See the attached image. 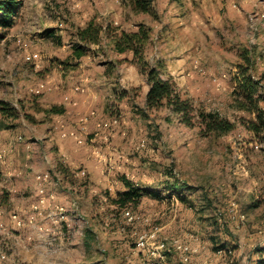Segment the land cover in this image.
<instances>
[{
  "label": "rangeland",
  "instance_id": "1",
  "mask_svg": "<svg viewBox=\"0 0 264 264\" xmlns=\"http://www.w3.org/2000/svg\"><path fill=\"white\" fill-rule=\"evenodd\" d=\"M21 1L14 24L0 29V101L16 110L13 115L0 111V143L6 129L12 133L8 134L12 142L21 135L22 140L33 142L34 151L47 155L51 147L46 145V128L55 116L50 108H63L61 96L66 87L61 95L55 89L35 92L33 88L41 80L53 86L66 75L79 78L87 74L90 87L98 94L101 119L117 115L119 121L103 128L115 132L111 143L109 133L111 152L104 156L115 166L106 176L109 181L101 179L100 190H91L94 184L88 187L89 193L85 190L84 197L92 199V204L87 200L83 207L63 203L70 209L72 226L62 222L61 231L51 234L48 241L31 231V213L21 191L0 177V194L2 188L9 194L6 201L0 200V264H146L147 249L136 247L135 239L138 232L155 224L160 226L157 240L170 244L177 237L200 244L201 250L187 262L182 261L178 248L170 246L166 256L175 264H247L253 248L264 242V131L255 133L248 128L246 120L256 113L238 107L233 74L237 63H246L248 56L252 75L260 83L258 104L264 109V0H153L154 13L135 11L125 0ZM111 10L121 12L127 22L144 20L152 26L147 48L151 60L172 48L174 34L183 45L179 54L189 50L184 46H191V74L197 77L193 87L185 77L176 83L178 88L193 104L230 119L233 127L203 135L198 125L183 123L167 107L145 111L143 83L125 79L115 69L108 71L111 49L105 33L101 43H91L82 58L72 57L76 40L72 33L77 25L91 17L118 25L114 21L118 18L106 15ZM30 50L41 54L37 67L25 59ZM104 71L108 74L103 76ZM200 76L205 78L202 87ZM141 139H145L143 146H139ZM85 170L79 179L67 177L64 187L75 180L88 183L92 172ZM168 170L192 189L195 202L185 212L187 224H179L177 217L167 222L159 215L161 206L166 213L170 210L169 203L144 198L135 207L120 208L109 202L107 192L121 186L122 175L151 184ZM52 176L54 184L61 182L62 177ZM255 199L260 204L251 206ZM125 208L150 219L128 221ZM12 212L21 214L22 224H15ZM222 243L232 251L218 255L217 246Z\"/></svg>",
  "mask_w": 264,
  "mask_h": 264
},
{
  "label": "crops",
  "instance_id": "2",
  "mask_svg": "<svg viewBox=\"0 0 264 264\" xmlns=\"http://www.w3.org/2000/svg\"><path fill=\"white\" fill-rule=\"evenodd\" d=\"M172 6H174V3H171L170 11H172ZM163 7H165V5H163L162 8ZM108 13L109 14L106 15L111 17V19H119H115L114 21L118 22L120 28L128 27L133 24L132 22H127L121 12L111 10ZM186 31L188 32L189 30L185 29V32ZM161 35L164 36V33L161 32ZM172 37L174 38L170 39V41H174L170 45L172 48L166 53H164L162 50L160 56L161 59H163L166 63L167 74L165 76L170 75L177 84L187 77V79L191 81L190 86L193 87V84L195 83L193 80L196 79L194 77H197V74H191V68L194 66L192 60L190 59L191 46H184L189 50L185 53L179 54V50L183 48V45L179 44V40L175 34ZM105 39L108 41L107 45H109L111 49V55H109L107 61L108 63H106L109 64V66H107L108 71L115 69L118 72H122L125 79L128 77L129 79L131 78V81L133 82H142L145 101V95L148 89V83L145 74L140 71L139 67L135 63L126 60H120L123 54L117 52L114 49L113 40L111 37H106ZM166 42L168 43L169 41ZM171 53L176 54L172 56ZM105 71L103 76L108 74L106 73L107 71ZM67 77L68 76L66 75L65 79H60V83H53V88L51 89H55L56 93L61 95L63 86L66 87L65 93H63V96H61L63 99L61 100L63 103V111L55 112V116H52L49 124H47L46 145L51 147L48 150L47 155H41L39 151H34L33 142L25 139L22 140L21 135L17 136L18 140L16 143L12 142V137H9V135L12 133L7 132L6 129L4 130V133H7V135L3 139L2 143H0L1 179L6 180L7 183H10L12 189L18 188L21 191L20 197L25 199L23 201H26V205L30 210L29 212L34 215V218L37 221H43L44 215L43 212H34L30 207V203L38 199L37 186L39 185V181L35 178L36 172L49 169L52 173H55L58 178L62 177L61 182L58 181L59 183L56 182V184H54V181L51 180L45 185L46 190H52L54 192V198L52 199L53 203L69 202L77 207H83L84 200H87L89 204L93 203L92 199L84 197L85 190L87 193H89L88 187L90 185L92 186V184H94V187L90 188L91 190H100L99 181L105 178L108 182L109 180L106 176H108L112 170L108 166L110 162H108L104 156L111 152V146L107 143V139H109L111 134L109 143L115 141V132L111 133L110 130L109 132L105 131V129L98 126V121L101 120L102 117L99 111H97L98 94L90 87L91 79H89L87 74L82 75L79 78ZM129 79L127 80L128 82ZM204 80L205 78L200 76L199 82H201V85L195 84V86L199 87L200 85V87H202ZM76 84L83 85L84 90L76 91L74 89ZM92 110H94V113H92ZM84 114L88 115V119L86 121L87 131L84 134V141L82 143H78L72 136L63 135L64 131L73 127H78L81 123L80 116ZM63 165L68 169L67 175H65L62 171ZM79 168L87 169L88 173L92 172L91 175H88L90 179L88 183L79 182L77 184L75 180L74 184L69 185L68 188H65L64 186L68 182L67 177L70 176L75 179H79L81 175L76 173ZM122 188L124 189L125 187L121 182V186L111 190L110 192L114 193L116 190H120ZM165 192L166 190L163 189L160 191L161 194ZM191 192L192 189L190 187H184L180 191V194L183 197H177L176 199H163L161 196L157 197L153 196L149 192H145L141 197V203L144 201V198L150 200L153 199L156 202L161 201L162 205L169 203L171 207L168 205L167 206L170 208V210L166 213L162 210V207L165 208V206H161L159 209V215L162 216L163 219H166L167 222L168 220H174L175 217H177L176 221H178L179 224H187L189 221L187 220L188 217L185 212H187V209L191 208V206L188 205L195 202L191 198ZM197 213L200 212L198 211ZM64 223H66V225L69 227L72 226L71 219L67 218Z\"/></svg>",
  "mask_w": 264,
  "mask_h": 264
},
{
  "label": "trees",
  "instance_id": "3",
  "mask_svg": "<svg viewBox=\"0 0 264 264\" xmlns=\"http://www.w3.org/2000/svg\"><path fill=\"white\" fill-rule=\"evenodd\" d=\"M125 1L135 11L154 13L153 0ZM21 3V0H0V29H7L14 24ZM102 33L111 37L114 49L123 54L120 60L135 63L140 71L145 74L148 83L144 103L145 111L167 107L183 123L189 126L198 125L200 133L203 135L209 133L220 134L233 127V122L220 115L217 110L197 106L193 104L188 96H184L172 77L170 75L165 76L167 70L163 59L155 58L151 60L147 56V48L151 42L152 26L144 20L120 28L119 25H113L111 21L102 22V20H97L96 17H91L84 25H77L72 33L76 40L72 43L70 55L76 59L85 55L90 49L91 43H101ZM246 59V63H237V70L233 74L235 82L233 94L239 108L249 113H256L255 118H248L246 123L250 130L257 133L264 131V109L259 106L256 96V91L260 87L259 80L252 75L248 56ZM0 103H2L0 104V111L3 114L8 112L13 115L15 113L16 110L13 106L4 105L6 103L4 101H0ZM50 109H54V112L63 111V108ZM62 171L65 175L68 174V169L64 165ZM121 180L124 183V189L116 190L114 193L107 192L109 202L120 208L135 207L141 201V197L145 192L159 197L161 189L176 192L177 197L182 198L180 191L186 187L184 181L174 176L171 170L164 172L162 178L151 184L130 179L125 175L121 176ZM1 191L3 192L0 194V200L5 199L6 201L9 194L3 188ZM259 201V199L252 200L251 206H258ZM224 245L222 243L217 248ZM248 264H264V242L253 248Z\"/></svg>",
  "mask_w": 264,
  "mask_h": 264
},
{
  "label": "built area",
  "instance_id": "4",
  "mask_svg": "<svg viewBox=\"0 0 264 264\" xmlns=\"http://www.w3.org/2000/svg\"><path fill=\"white\" fill-rule=\"evenodd\" d=\"M40 58L41 54L37 50H30L25 54V59L32 62L36 67L39 66ZM52 88V85L48 84L44 80H41L33 88V91L40 92L42 90ZM74 89L76 91H82L84 90V86L81 84H76L74 86ZM92 113H94V110H92ZM87 119V114L81 115L80 125L78 127H73L69 130L64 131L63 135L72 136L78 143H82L84 141V134L87 131ZM118 121L119 117L117 115H113L108 119L99 120L98 126L102 128H109L111 125L118 123ZM144 144L145 139H141L139 142V146H143ZM255 145L258 146L257 143ZM108 166L110 168L115 167L112 163H109ZM76 173L82 175L86 173V170L84 168H79ZM35 178L39 181V185L37 186L38 199L31 202L30 207L36 213L43 212L44 219L43 221H37L35 220L34 215L31 213L28 216V223L31 231L40 236L42 241H46L51 234L55 233L56 231H61L62 222L67 220L70 209L63 203H53L52 199L54 198V192L52 190H46V183L52 180L51 170L46 169L36 172ZM161 197L163 199H176L177 193L166 190V194L162 193ZM233 211L234 208L231 207L230 212ZM2 212V209H0V214H2ZM123 213L126 219L131 222H134L136 220L147 221L150 219L149 215L140 214L139 212L134 211L131 208H125ZM232 216L234 217V214H232ZM11 218L16 225L22 224L23 218L18 212H12ZM0 225H2V223H0ZM159 230L160 226L158 224H155V226L151 227L150 230L138 232V234L136 235V247L147 249L146 254L148 257L146 264H175L173 260L169 259L166 256V252L170 250V246L176 247L181 251V259L183 262H187L192 254H195L201 250L199 243L183 241L177 237H173L170 241V244L167 240H157L156 237ZM224 251L231 252L232 248L228 246L225 249L223 247H218L216 253L218 255H221ZM2 256H4V254H2ZM207 264H215V262H208Z\"/></svg>",
  "mask_w": 264,
  "mask_h": 264
}]
</instances>
